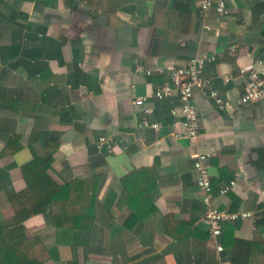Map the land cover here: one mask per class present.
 <instances>
[{
  "label": "crops",
  "instance_id": "crops-1",
  "mask_svg": "<svg viewBox=\"0 0 264 264\" xmlns=\"http://www.w3.org/2000/svg\"><path fill=\"white\" fill-rule=\"evenodd\" d=\"M212 1L203 19L200 0H0V264H232L234 239L264 253V99L240 104L243 70L264 59V0H229L223 18ZM196 54L232 108L196 91L193 144L179 96L154 93L169 77L157 69ZM199 153L213 155L217 208L254 214L223 225V252L204 222ZM35 157L58 185L91 182L86 212L75 195L60 226L51 208L18 221L11 198Z\"/></svg>",
  "mask_w": 264,
  "mask_h": 264
},
{
  "label": "built area",
  "instance_id": "built-area-1",
  "mask_svg": "<svg viewBox=\"0 0 264 264\" xmlns=\"http://www.w3.org/2000/svg\"><path fill=\"white\" fill-rule=\"evenodd\" d=\"M228 1L222 0L217 6L216 11L219 18H223L229 13L227 9ZM212 8V0H200V17L205 19ZM206 63L207 59L205 57L196 54L188 59L184 65L170 64L165 69L156 70V72L161 74L167 73L169 77L163 85L158 87L154 97L162 100L175 94L179 96L181 106L180 109L174 111V115L180 114L182 116L185 136L193 144L198 143L202 130L199 111L194 104L196 91H200L204 96L212 99L221 111L232 108L228 100L222 97L217 90L210 88L211 81L204 76ZM136 71L142 72L147 76H152L155 73V71L144 69L141 66H138ZM243 73L247 75V80L241 95L240 104L247 105L264 99V59H256L249 67L243 70ZM147 100V97H140L134 101V104L143 106ZM140 127L160 131L162 124L150 123L143 117ZM114 145V141L107 137H101L98 142L100 149L106 148L108 151H112ZM212 156L211 153L197 154L195 156V170L198 173L197 185L203 195V203L206 209L204 222L208 226L211 239L216 243L217 250L223 252L224 247L220 241L223 234V225L240 219H253L254 214L247 211L231 212L217 208L214 202L213 181L210 172ZM236 185V181H232L230 185L220 190V194L226 195Z\"/></svg>",
  "mask_w": 264,
  "mask_h": 264
},
{
  "label": "trees",
  "instance_id": "trees-1",
  "mask_svg": "<svg viewBox=\"0 0 264 264\" xmlns=\"http://www.w3.org/2000/svg\"><path fill=\"white\" fill-rule=\"evenodd\" d=\"M50 166V162L35 157L23 168L26 188L11 198V205L20 223H24L36 214L45 213L51 208L53 223L55 226H60L62 224L58 222V215L74 211L71 200L73 196L77 195L83 200V211L85 212L92 204L89 202V194L91 193V198L95 197L97 190L88 186L91 182H85V184L79 182L67 186L58 185L49 174ZM258 247L256 243L234 239L232 264H264V253L256 250ZM16 253L13 251L12 256Z\"/></svg>",
  "mask_w": 264,
  "mask_h": 264
}]
</instances>
